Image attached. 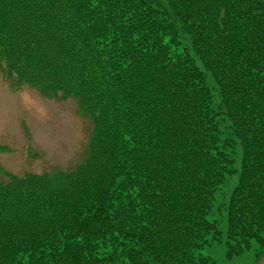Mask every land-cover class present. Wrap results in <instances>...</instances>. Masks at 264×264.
Here are the masks:
<instances>
[{
  "label": "trees",
  "instance_id": "trees-1",
  "mask_svg": "<svg viewBox=\"0 0 264 264\" xmlns=\"http://www.w3.org/2000/svg\"><path fill=\"white\" fill-rule=\"evenodd\" d=\"M0 61L94 125L75 172L0 184V264H216L218 217L263 256L264 0H0Z\"/></svg>",
  "mask_w": 264,
  "mask_h": 264
},
{
  "label": "rangeland",
  "instance_id": "rangeland-1",
  "mask_svg": "<svg viewBox=\"0 0 264 264\" xmlns=\"http://www.w3.org/2000/svg\"><path fill=\"white\" fill-rule=\"evenodd\" d=\"M17 80L0 61V184L28 176L55 179L75 172L89 157L92 118L77 98L54 96L31 81ZM236 183L237 178L228 179L219 202L229 196ZM218 218L222 221V241L213 242L201 253L216 264H264V254L257 258L255 243L243 255L227 259L226 218Z\"/></svg>",
  "mask_w": 264,
  "mask_h": 264
}]
</instances>
